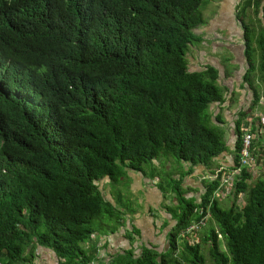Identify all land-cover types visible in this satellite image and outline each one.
<instances>
[{
	"label": "trees",
	"instance_id": "obj_1",
	"mask_svg": "<svg viewBox=\"0 0 264 264\" xmlns=\"http://www.w3.org/2000/svg\"><path fill=\"white\" fill-rule=\"evenodd\" d=\"M203 4L0 0V264L32 262L37 248L52 251L58 264H94L100 238L90 249L85 242L100 229L95 221L109 215L102 224L107 235L115 233L126 211L106 199L104 179L119 182L129 171L147 176L151 166L150 178L158 176L162 189L153 165L162 154L190 163L192 174L227 152V140L210 124L211 105L226 100L220 71L212 65L192 71L185 58L206 23ZM249 8H261L264 19V1L240 7L252 109L264 97L255 80L264 87V29L245 22ZM249 113L240 109L236 119L232 168L240 166ZM257 130L252 126L251 151L260 159L264 134ZM221 176L203 182L200 201L186 199L192 188L173 187L181 209L167 211L179 218L167 253L128 251L109 264H205L201 239L214 264H264V178L243 169L232 193L244 195V204L224 208L215 197ZM210 218L218 230L194 231L198 243L190 232L181 236Z\"/></svg>",
	"mask_w": 264,
	"mask_h": 264
},
{
	"label": "rangeland",
	"instance_id": "obj_2",
	"mask_svg": "<svg viewBox=\"0 0 264 264\" xmlns=\"http://www.w3.org/2000/svg\"><path fill=\"white\" fill-rule=\"evenodd\" d=\"M261 1H264V0H261ZM243 2L244 0H204V4L201 8V11L203 13L206 23L202 27H199L195 30V33L199 35L200 40L193 41L190 44L188 53H186L185 55L186 61H188L190 68L194 66L195 69H197V67L195 66V63L199 59V63L197 66L199 67L198 70H201L207 58L209 56H213V57H219L220 59V64L218 62H215L218 67L223 68L224 66L226 69L234 73L236 63L233 58L237 57L236 53L239 52V49L242 44V40L244 38V36H242V33L244 34V30H243V23L241 21L242 13L240 9ZM244 20L247 24H250L251 22L257 31L264 29V19H263L261 8L257 12H255L253 8L251 9L249 8L246 12V17L244 16ZM217 44H220V47L216 48ZM199 51L205 52V56L203 60H201V56L199 58ZM256 74L257 73H255V77H256ZM237 76H239V78L237 79L240 80L241 75H237ZM255 80H256L258 90L260 94H262L264 91V87L261 83L257 82L258 81L257 77L255 78ZM239 85L240 84L238 83L237 86ZM221 88L223 89V92L225 93L224 87L222 86ZM250 90L251 88L249 89V94L244 99L245 102H248L251 99L249 104L246 105L244 108H240V109L247 110V115L250 112L249 116L242 122L241 131L243 133V136L245 132L247 131L249 120L255 119L257 117L256 115L254 116L256 111H258L262 115V117H264V97L261 95L259 98L260 101H258V103H256L252 109H250L252 105V94H250ZM241 92L243 91L241 90ZM240 98H241V93L238 90L236 91V94L233 95V97L229 98L227 94L226 100H228L230 105L232 106V103L234 102V100L238 101L240 100ZM238 106H239L238 103H235L233 105L234 108ZM215 110H216V107L214 106H211L209 109V112L211 115L210 124L212 126L217 127L222 132L223 137L226 140H228L230 137V134H229L230 125L228 121L221 122L220 120H216ZM257 133L264 134V129H262L261 132L258 131ZM225 156H230L231 158L235 157L234 151H232L231 147L227 148L226 153L214 159L208 167H203V166L195 167L193 169L192 178H196L194 180L197 181L198 185L194 186L195 183L194 182L190 183L188 181L189 177L186 176V169H188V166L191 168V164L190 163H179L173 156L162 154L158 160H155L153 162L155 167L158 169L159 175L164 183V187L160 189L161 194H162L161 202L160 201L158 202L157 200L155 201L153 200V199H156L157 196H159L158 194H156L157 193L156 190H155V195L157 196L151 194V192L149 191L147 193V188L145 187H142V188L138 187L140 186V182L145 178V175L142 173H135L132 171H129L128 173L129 177L123 180H120L119 182H114L110 178L104 179L99 184L100 190L102 191L106 199H110L111 201H115L116 203H119L118 208H120L122 205L127 206L128 208L133 207V208H136V210L138 212L140 211L141 213L145 212V205H146L145 201L147 200L146 203L148 204L149 203L148 199H149L151 201V206H148V209H152V215H153L152 217H154L155 223H156L155 230L158 233H165L167 229H169L170 231L172 227L170 226V221L173 220V222H175L176 224V222H178V219H179V218H176L177 219L176 220V219L171 218L170 214H168L167 211L172 210V211H175L176 213H179L181 209V205L178 204L176 200V196L174 193L175 190L173 191V187L175 186H179L180 188L183 187V190L184 189L188 190L189 188H192L193 190L190 191V193L188 194V198L186 199H190V201L192 200L195 201L197 199L198 201H200L199 199L203 193V188H204L203 182L205 180L214 178L211 172L212 171L218 172L220 170L222 171L224 169H227V165H226L227 160L225 159ZM232 167L233 166L228 167V168H232ZM145 168H146V173H149L146 177L150 178L151 177L150 170L152 167L145 166ZM250 172L253 178H264V164L261 162L256 163L255 167H253V169H250ZM184 175H185V182L183 184L184 179L182 180V183H181V177ZM119 195L123 197H120ZM215 197L216 199H218L220 205L224 208L229 207V205L232 204L233 202H237V204L240 205V207H242L245 201L244 195H240L239 197L235 198L233 193L227 194L226 192H222V191L216 193ZM118 208L116 209L118 212H120ZM166 214H167V217H166ZM108 218H109V215H106L105 218L97 219L95 221L100 229L93 236L88 238L85 244L91 245V247L96 246L98 239L100 237H104L107 235L106 233L107 230L102 223L105 222V220H108ZM111 222L116 224L117 220L114 219V220H111ZM159 224H162V225H159ZM213 226L215 227L216 230H218V227L214 221H212V224H211V218H210L206 221V225L202 231L209 234V232L212 229L211 227ZM201 240H202L201 253L205 256L204 258L205 264H214L213 260L211 259L209 255V251H208L209 248L207 244L204 243L203 239ZM99 243H101L100 240H99ZM178 244L179 245L182 244V239L180 237H178ZM219 244H220V249L222 251L226 250L224 239L222 236L220 237ZM153 247L159 248V245H153ZM103 249L104 247L103 248L99 247V251ZM182 250H183V246L179 248V251L176 254L178 257H180L181 255L180 252H182ZM165 252L167 253L168 249ZM183 263L189 264L188 262H184V261Z\"/></svg>",
	"mask_w": 264,
	"mask_h": 264
},
{
	"label": "crops",
	"instance_id": "obj_3",
	"mask_svg": "<svg viewBox=\"0 0 264 264\" xmlns=\"http://www.w3.org/2000/svg\"><path fill=\"white\" fill-rule=\"evenodd\" d=\"M242 36H244L243 33H242ZM217 47H220V44H217L216 48ZM244 50H245V44H244V38H243L239 52L236 53L237 57L233 58L235 63H236L234 73H232L230 70L226 69L223 65H222L223 68L218 67L215 62H218L220 64V59H219V57H213V56H209L207 58V60L204 62V66L202 68V69H204L206 66L212 65V66H215L217 69H219V71H220L219 78L220 79L218 80V83L224 87L226 99H227V94L230 98V97H233V95H235L236 91H238V90L241 93L240 100H238V101L234 100V102L232 103V106L230 105L228 100H225L222 103H219V102L213 103L211 105V106L216 107L215 119L220 120V117H221L223 122L228 121V123L230 125L229 126L230 137L227 140L228 141L227 146L231 147L232 151H234L235 146H236V141H237L236 119H237L238 113H239L238 110L240 108H244L246 105H248L250 100H251L250 99L248 102L244 101L245 97H247V95L249 94V89H250L248 87V85L246 83H244V81L242 79L243 75L246 71V67H247V61H246V58L244 56ZM200 56H201V60H203L204 56H205V52L199 51V58H200ZM198 63H199V59L195 63V66L197 67V69H195V67L192 66V68L189 67L190 70L200 71V70H198L199 69V67L197 66ZM237 75H241L240 80L237 79V78H239V76H237ZM238 83L240 84L239 86H237ZM241 90L243 92H241ZM250 94H252L251 90H250ZM250 97H251V95H250ZM235 103L239 104V106L236 108L233 107V105ZM254 125L256 126L257 123H254ZM254 125H252V126L254 127ZM225 159L227 160L226 161L227 168L233 166L234 158H231L230 156H225ZM189 168L190 167L188 166V169H186V173H188ZM192 174L191 173L186 174V176L189 177L188 181L190 183L194 182L195 183L194 186H197L198 183H197V181L194 180L196 178H192ZM184 182H185V179L183 181V184H184ZM159 183H160V178L158 176L154 179L147 178L145 176V178L140 182V186H138V187L139 188H142V187L147 188V193L149 191L153 195H155V190H156L157 191L156 194H158L159 196L155 195L157 197H156V199H153V200L154 201L157 200L158 202L159 201L161 202L162 201V194L160 191ZM135 184H136V182H135ZM150 187H151V189H150ZM120 197H123V196H120ZM107 200L112 202V204H114V206L116 208H118L119 203H116L115 201H111L110 199H107ZM146 201H145V204L147 206L145 205V212L144 213H141L140 211L138 212L136 210V208H133V207H129L126 209L127 206H123V205L120 208H118L119 210H121V208H124L126 210L125 211L126 215L123 213L124 215L122 217L123 223L120 226V228L118 229V231H116L115 233L110 232V233H108V235L104 236L105 238L100 237L101 243H99V246H100V248L104 247V249L101 251L98 250L99 252L97 254V259L94 260V264H99L98 261H104V263L109 264L111 261H113L115 255L118 253L133 251L134 254L139 255L144 251V249H147V248L155 249L158 252H165L167 249H169L168 233L175 226L174 225L175 222H173L172 219H171L172 221L169 220L170 226H172L170 231H169V229H167L165 231V233H158L155 230L156 223H155L154 217H152L153 216L152 215V209H148V206H151V201L148 199V202H149L148 204L146 203ZM158 202H157V204H158ZM122 211H124V210H122ZM166 217H167V214H166ZM150 225H151V227H150ZM159 225H162V224H159ZM145 245H147V246H145ZM153 245H159V248L153 247ZM85 248L90 249L91 245L85 244ZM58 262H59L58 258L49 249L37 248L36 256L34 257L32 262H29L27 264H58Z\"/></svg>",
	"mask_w": 264,
	"mask_h": 264
},
{
	"label": "built area",
	"instance_id": "obj_4",
	"mask_svg": "<svg viewBox=\"0 0 264 264\" xmlns=\"http://www.w3.org/2000/svg\"><path fill=\"white\" fill-rule=\"evenodd\" d=\"M257 116L255 119H251L248 122V128L247 131L245 132L243 138H242V148L240 152V166L236 168H227L224 170H220L217 172V174L214 176L213 179H216L219 176V173L222 172V176L220 178L221 180V185L220 188L218 189V192H226L227 194H231L233 191V188L235 186L236 180L239 176H241V173L243 169L249 170L253 169L255 167V164L258 162H261L264 164V157L258 159L257 155L252 154L251 148H252V139H254L255 132L252 131V125L254 123H257V132L262 129H264V117L256 111L254 116ZM254 120V121H252ZM263 166V165H261ZM205 226V222L201 221L198 223L193 224L190 226L188 229L184 230L181 234L182 237L186 236V233H191V242L193 243H198L199 242V237L196 236L193 237L192 234H194V231L200 230L201 227Z\"/></svg>",
	"mask_w": 264,
	"mask_h": 264
},
{
	"label": "clouds",
	"instance_id": "obj_5",
	"mask_svg": "<svg viewBox=\"0 0 264 264\" xmlns=\"http://www.w3.org/2000/svg\"><path fill=\"white\" fill-rule=\"evenodd\" d=\"M206 68V67H205ZM203 70V69H202Z\"/></svg>",
	"mask_w": 264,
	"mask_h": 264
}]
</instances>
